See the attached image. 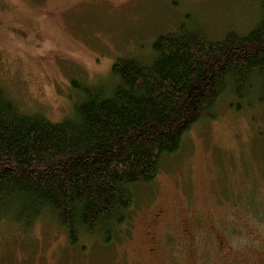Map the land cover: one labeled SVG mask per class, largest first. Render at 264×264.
Returning a JSON list of instances; mask_svg holds the SVG:
<instances>
[{
	"label": "rangeland",
	"instance_id": "374dc122",
	"mask_svg": "<svg viewBox=\"0 0 264 264\" xmlns=\"http://www.w3.org/2000/svg\"><path fill=\"white\" fill-rule=\"evenodd\" d=\"M260 16L254 0H0V86L24 112L58 123L81 99L73 81L106 85L121 57L152 62L159 35L193 21L220 39L248 32ZM240 101L226 95L217 117L165 158L156 182L136 189L128 239L72 246L43 216L27 231L0 226V264H256L264 258V106Z\"/></svg>",
	"mask_w": 264,
	"mask_h": 264
},
{
	"label": "trees",
	"instance_id": "16d2710c",
	"mask_svg": "<svg viewBox=\"0 0 264 264\" xmlns=\"http://www.w3.org/2000/svg\"><path fill=\"white\" fill-rule=\"evenodd\" d=\"M254 1L261 16L246 33L214 39L190 21L159 35L152 62L121 57L106 85L73 81L81 99L61 122L24 112L0 86V226L27 231L46 216L72 246L128 239L136 189L156 182L187 133L226 95L264 106V0Z\"/></svg>",
	"mask_w": 264,
	"mask_h": 264
},
{
	"label": "flooded vegetation",
	"instance_id": "af4514ba",
	"mask_svg": "<svg viewBox=\"0 0 264 264\" xmlns=\"http://www.w3.org/2000/svg\"><path fill=\"white\" fill-rule=\"evenodd\" d=\"M160 216V215H159ZM153 251H154V248H151L150 249V254L149 256H152L153 255ZM256 264H264V258H261L260 261L256 262Z\"/></svg>",
	"mask_w": 264,
	"mask_h": 264
}]
</instances>
